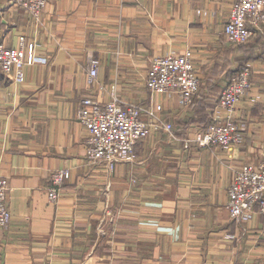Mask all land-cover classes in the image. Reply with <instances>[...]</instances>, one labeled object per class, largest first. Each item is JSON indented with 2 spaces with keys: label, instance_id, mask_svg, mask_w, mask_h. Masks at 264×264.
<instances>
[{
  "label": "crops",
  "instance_id": "1",
  "mask_svg": "<svg viewBox=\"0 0 264 264\" xmlns=\"http://www.w3.org/2000/svg\"><path fill=\"white\" fill-rule=\"evenodd\" d=\"M46 1L35 21L0 0V41L15 46L23 35L36 44L24 80L0 83V177L11 214L0 227V264H264L261 215L231 218L226 208L233 169L264 153V22L239 45L223 32L235 0ZM186 48L200 81L192 104L177 92L150 95V59ZM241 62L251 89L237 103L239 139L228 148H183L152 132L113 170L87 155L76 115L83 96L106 100L115 87L123 101L161 103L182 137L201 128L193 115ZM57 169L70 176L50 202Z\"/></svg>",
  "mask_w": 264,
  "mask_h": 264
},
{
  "label": "built area",
  "instance_id": "2",
  "mask_svg": "<svg viewBox=\"0 0 264 264\" xmlns=\"http://www.w3.org/2000/svg\"><path fill=\"white\" fill-rule=\"evenodd\" d=\"M10 5L21 8L32 19L39 21L46 0H8ZM264 22V0H235L223 25V32L230 43H243ZM36 44L26 43L23 35L15 46L0 41V69L12 81L24 80V68L34 62ZM98 61L89 59V75L96 77ZM145 84L150 95L177 92L184 107L192 104L199 88V78L190 48L181 53L168 52L153 56L146 72ZM251 89L250 68H236L223 86L205 128H194L182 137L173 133L171 122L160 115L161 103L147 105L123 101L115 87L106 100L87 94L80 100L77 118L87 131L86 152L95 161L113 170L118 163L129 160L137 141L152 132L167 133L183 148L192 144L199 147L228 148L239 139L236 106L239 99ZM102 87H98L101 92ZM70 176L68 169H57L48 176L47 198L55 202L63 181ZM9 184L0 177V227L7 225L11 214L6 204ZM226 208L231 218L248 217L257 212L264 220V153L257 162H244L233 169L227 187Z\"/></svg>",
  "mask_w": 264,
  "mask_h": 264
},
{
  "label": "trees",
  "instance_id": "3",
  "mask_svg": "<svg viewBox=\"0 0 264 264\" xmlns=\"http://www.w3.org/2000/svg\"><path fill=\"white\" fill-rule=\"evenodd\" d=\"M243 43H239V45H243ZM243 65H245V63L241 62L238 64L237 68H241ZM8 80H9V78L0 69V83H2V82L7 83ZM199 86H200V81H199ZM198 90H199V88H198ZM198 90H197V92H198ZM197 92H196V94H197ZM218 97H219V95L217 97L213 98L212 100H208L205 103L201 104L202 110H198L196 116L193 115V118H194L193 120L195 123L196 122L201 123L202 121H204L203 123H201V128H205L208 125V123H210L211 119L208 121L206 108L213 109L215 104L218 101Z\"/></svg>",
  "mask_w": 264,
  "mask_h": 264
},
{
  "label": "rangeland",
  "instance_id": "4",
  "mask_svg": "<svg viewBox=\"0 0 264 264\" xmlns=\"http://www.w3.org/2000/svg\"><path fill=\"white\" fill-rule=\"evenodd\" d=\"M172 124V123H171ZM172 126H173V124H172Z\"/></svg>",
  "mask_w": 264,
  "mask_h": 264
}]
</instances>
